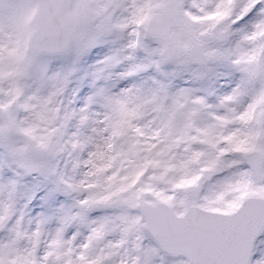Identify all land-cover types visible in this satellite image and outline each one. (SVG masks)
<instances>
[{
  "label": "snow or ice",
  "instance_id": "snow-or-ice-1",
  "mask_svg": "<svg viewBox=\"0 0 264 264\" xmlns=\"http://www.w3.org/2000/svg\"><path fill=\"white\" fill-rule=\"evenodd\" d=\"M104 35L122 43L94 80L155 75L75 106L55 62ZM216 66L238 79L215 104L171 90ZM0 148V264H264V0H0ZM33 173L74 210L27 219Z\"/></svg>",
  "mask_w": 264,
  "mask_h": 264
},
{
  "label": "rangeland",
  "instance_id": "rangeland-1",
  "mask_svg": "<svg viewBox=\"0 0 264 264\" xmlns=\"http://www.w3.org/2000/svg\"><path fill=\"white\" fill-rule=\"evenodd\" d=\"M121 43L116 42L113 35H104L96 46L82 57L75 66L71 57L55 62L54 70L69 71L73 67L76 69L70 76L71 82L67 91V98L69 100L75 99V106L83 105L87 98L93 96L101 87H108L113 92H116L122 88L140 84L143 81L151 82L149 77L155 75L153 72L121 78L119 74L128 70L129 64L127 61L110 69L111 79L94 80L91 74L98 66V61H102L106 56L112 55L120 47ZM51 70L53 68L50 66ZM236 79H238V73H234L224 66H216L209 77L201 81H193L187 75L172 79L171 90L176 91L188 87L196 88L199 95L205 96L209 103L215 104L218 96L230 92L235 87ZM73 94L75 95L73 96ZM73 162V158H69L64 154L51 158L53 166H57L59 171L69 174H72ZM10 163L11 161L6 151L0 148V176L6 178L12 175L8 167ZM78 171L83 170L80 169ZM75 199L74 195L57 190L51 179L39 173H33L24 176L20 181L17 193V207L21 208L25 203L28 204L27 209H25L27 219L36 220L41 216L54 218L59 216L62 211L74 210ZM101 214L100 211H93L91 216L95 218ZM50 226H54V220Z\"/></svg>",
  "mask_w": 264,
  "mask_h": 264
}]
</instances>
